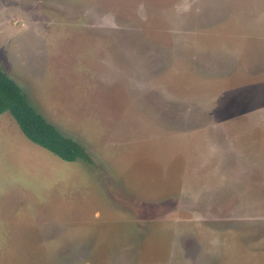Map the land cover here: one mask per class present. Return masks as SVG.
Here are the masks:
<instances>
[{
	"label": "rangeland",
	"instance_id": "obj_1",
	"mask_svg": "<svg viewBox=\"0 0 264 264\" xmlns=\"http://www.w3.org/2000/svg\"><path fill=\"white\" fill-rule=\"evenodd\" d=\"M0 66L90 159L0 113V264H264V0H0Z\"/></svg>",
	"mask_w": 264,
	"mask_h": 264
},
{
	"label": "trees",
	"instance_id": "obj_2",
	"mask_svg": "<svg viewBox=\"0 0 264 264\" xmlns=\"http://www.w3.org/2000/svg\"><path fill=\"white\" fill-rule=\"evenodd\" d=\"M5 111L11 114L23 135L32 143L64 161L90 160L78 142L59 132L31 105L22 88L0 66V113Z\"/></svg>",
	"mask_w": 264,
	"mask_h": 264
}]
</instances>
